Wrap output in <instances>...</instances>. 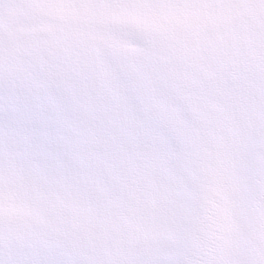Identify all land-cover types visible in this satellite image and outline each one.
<instances>
[{"label": "snow or ice", "instance_id": "6c2138e0", "mask_svg": "<svg viewBox=\"0 0 264 264\" xmlns=\"http://www.w3.org/2000/svg\"><path fill=\"white\" fill-rule=\"evenodd\" d=\"M0 264H264V0H0Z\"/></svg>", "mask_w": 264, "mask_h": 264}]
</instances>
